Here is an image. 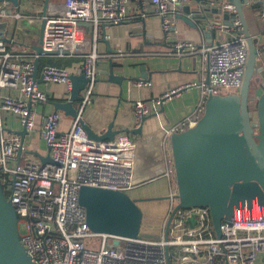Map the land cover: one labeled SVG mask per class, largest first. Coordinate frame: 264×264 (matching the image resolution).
I'll return each mask as SVG.
<instances>
[{"label": "built area", "instance_id": "1", "mask_svg": "<svg viewBox=\"0 0 264 264\" xmlns=\"http://www.w3.org/2000/svg\"><path fill=\"white\" fill-rule=\"evenodd\" d=\"M188 1L65 0L61 10L43 17L46 24L41 54L23 51L0 39V182L18 215L21 244L36 264H168L167 247L170 264H264V203L258 198L250 205L235 206L233 215L222 222L220 236L208 208L180 207L171 221L168 239L164 238L168 218L179 204L171 136L198 123L209 95L238 93L248 59L247 40L231 1L220 7L223 18L231 20V27L209 22L211 31L224 34L223 40L196 44L183 38L177 27L178 9ZM152 13L160 16L165 41L172 43L175 55L200 56L202 77L199 82L171 88L153 101H136L134 128L145 117L158 114L165 102L192 88H199L200 99L191 113L165 130L164 176L169 183V209L162 236L131 239L96 233L90 229L86 210L79 202L80 189L92 186L130 192L135 187L138 144L126 133L112 141L89 139L80 123L95 97L100 64L95 48L89 50L88 33L80 24L88 22L97 40L102 24L119 25L132 15L145 20ZM258 14L264 20V5ZM22 17L10 3L0 2V22ZM42 57L81 58L77 74L84 73L89 79L68 131L59 130L61 111L54 110L45 117L41 138L54 161L45 165L37 152L29 150L27 135L23 141L19 131L11 129L6 121L13 115L27 134L35 130L38 105L50 103L49 94L34 79L35 59ZM71 74L66 68L50 65L41 69L45 82L62 84L69 94ZM148 84L143 78L129 81V86ZM189 218H195L194 225L188 223Z\"/></svg>", "mask_w": 264, "mask_h": 264}, {"label": "crops", "instance_id": "2", "mask_svg": "<svg viewBox=\"0 0 264 264\" xmlns=\"http://www.w3.org/2000/svg\"><path fill=\"white\" fill-rule=\"evenodd\" d=\"M64 1L50 0L47 15L61 10ZM252 1L250 0L251 5L245 8V16L251 33L259 43L260 50L252 81L253 97L256 99L264 92V20L260 19L258 11L254 8L256 3ZM224 2L226 1L189 0L184 2L181 5L182 8L178 9V15L187 16L197 27L194 28L178 18L177 27L182 37L196 44L223 40L224 34L211 31L209 22L227 24V18H223L219 12L220 5ZM43 5L44 0H20L18 7L10 4L23 17L19 20H10L6 35L12 42L7 43L8 45H18L23 51H34L32 47L37 46L40 39L44 17ZM260 5L263 6L261 3ZM228 26L231 27V25ZM80 27L87 31L88 48L90 51L95 48L100 63L95 97L83 119L97 133L105 132L109 124L113 123L114 130L128 134L138 144L134 171L135 187L128 194L138 199L139 206L144 212L143 234L153 237L162 236L169 209L167 200L169 183L164 176L166 171L163 150L165 130L194 110L200 99V90L197 87L192 88L189 92H184L165 102L158 114L150 115L146 119L141 134L128 131L135 127L133 105L138 100L153 101L165 91L178 85L199 82L202 77L200 56L175 55L172 52V43L165 41L161 18L155 13L150 14L145 20L132 15L119 25L102 24L97 40L94 39L92 26L88 22H82ZM79 60L81 62L73 63L68 67L71 73H79L82 59L79 58ZM110 60L115 74L126 78L122 85L110 82L109 76L104 74L105 71L110 70ZM142 66L146 68L144 77H147L149 84L142 87L129 86V81L143 77ZM41 69H39L37 81L39 88L49 94L50 103L38 105L36 128L27 134L26 143L30 151L46 155L48 149L41 138V126L45 117L55 110V102L68 101L70 94L66 86L42 80ZM78 104L79 102L76 103L77 107ZM6 121L13 130L23 129L13 115H8ZM72 123L73 118L63 113L59 130L68 131Z\"/></svg>", "mask_w": 264, "mask_h": 264}, {"label": "water", "instance_id": "3", "mask_svg": "<svg viewBox=\"0 0 264 264\" xmlns=\"http://www.w3.org/2000/svg\"><path fill=\"white\" fill-rule=\"evenodd\" d=\"M197 2L204 0H196ZM218 1V0H217ZM231 1L235 6L242 25V33L248 44V59L245 67L243 83L238 93L228 95H209L205 112L198 123L183 132L171 136V150L176 172L179 204L170 214L165 231V240L169 237L171 221L181 207H206L210 210L217 236L221 235V224L233 215V209L240 203L251 204L254 198L264 203V92L251 101L252 81L260 50L258 41L250 31L245 8L250 0H219ZM18 7L20 0H0ZM264 5V0H259ZM50 0H44L43 15L47 16ZM221 6V5H220ZM220 12V10H219ZM178 18L194 28L196 24L185 15ZM228 20V19H227ZM46 19L41 24L40 39L32 49L43 52V31ZM227 25H232L228 20ZM9 23L0 22V39L6 43V31ZM111 62V60H110ZM34 79L38 80L40 69L39 58L35 59ZM146 68L142 66L143 77ZM104 74L109 81L122 85L125 76L115 74L111 62L110 70ZM72 88L66 102H55V110L76 118V103L82 100L81 92L89 83L84 73L71 74ZM43 80V79H42ZM255 106V108H254ZM149 117V116H148ZM132 133H142L143 124ZM80 123L89 139L96 141L114 140L122 133L114 130L110 123L103 133L95 132L83 118ZM23 141L27 129L19 131ZM42 165L53 164L48 151L46 155L36 153ZM79 202L85 208L90 229L96 233H104L119 237L136 239L140 237L144 212L138 199L132 198L128 192L101 187L82 186ZM190 225L195 218H189ZM115 244L119 241L115 240ZM167 262L170 264L169 248H166ZM0 264H36L26 252L20 241L18 215L12 202L4 196L0 182ZM225 264H229L226 262Z\"/></svg>", "mask_w": 264, "mask_h": 264}, {"label": "trees", "instance_id": "4", "mask_svg": "<svg viewBox=\"0 0 264 264\" xmlns=\"http://www.w3.org/2000/svg\"><path fill=\"white\" fill-rule=\"evenodd\" d=\"M261 7L260 3H256V5L254 6V8L258 11L259 8ZM40 61V68H43L46 65H50V66H55V67H61V68H66L68 69L69 66H71L73 63H79L81 62L79 60V58H57V57H42L39 59ZM255 108V106H254ZM144 220V219H143ZM142 232V231H141ZM140 237L143 238H148V239H159V237H153V236H145L142 232V234L140 235Z\"/></svg>", "mask_w": 264, "mask_h": 264}, {"label": "rangeland", "instance_id": "5", "mask_svg": "<svg viewBox=\"0 0 264 264\" xmlns=\"http://www.w3.org/2000/svg\"><path fill=\"white\" fill-rule=\"evenodd\" d=\"M251 93H252V94H251V101H252V100H254V97H253L254 93H253V92H251ZM144 226H145V225L143 224V225H142V230H144ZM141 234H142V232H141Z\"/></svg>", "mask_w": 264, "mask_h": 264}]
</instances>
